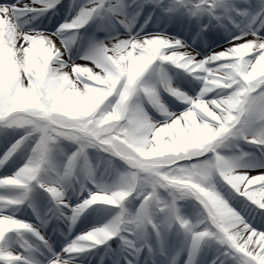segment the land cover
Masks as SVG:
<instances>
[{
	"label": "snow or ice",
	"instance_id": "obj_1",
	"mask_svg": "<svg viewBox=\"0 0 264 264\" xmlns=\"http://www.w3.org/2000/svg\"><path fill=\"white\" fill-rule=\"evenodd\" d=\"M0 264H264V0H0Z\"/></svg>",
	"mask_w": 264,
	"mask_h": 264
},
{
	"label": "bare ground",
	"instance_id": "obj_2",
	"mask_svg": "<svg viewBox=\"0 0 264 264\" xmlns=\"http://www.w3.org/2000/svg\"><path fill=\"white\" fill-rule=\"evenodd\" d=\"M69 2V0H67Z\"/></svg>",
	"mask_w": 264,
	"mask_h": 264
}]
</instances>
